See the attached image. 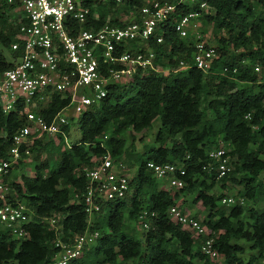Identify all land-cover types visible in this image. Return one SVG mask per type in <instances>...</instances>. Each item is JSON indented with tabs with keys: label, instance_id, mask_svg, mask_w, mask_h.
I'll return each instance as SVG.
<instances>
[{
	"label": "trees",
	"instance_id": "1",
	"mask_svg": "<svg viewBox=\"0 0 264 264\" xmlns=\"http://www.w3.org/2000/svg\"><path fill=\"white\" fill-rule=\"evenodd\" d=\"M145 2L130 0L117 6L86 0L90 15L85 27L137 21ZM209 4L213 10L202 13L201 19L213 25L221 53L209 72L198 68L187 73L139 71L125 84L109 85L107 96L79 115L81 139L71 146L66 145L62 133L56 135L58 143L50 138L43 144L46 135L34 142L35 174H23L19 181L13 176L10 179L15 198L34 212L27 227L30 238L18 245L0 224V264H48L52 260L58 251L57 233L42 218L59 214L68 235L87 230L89 215L82 199L87 178L82 169L95 166L106 153L115 159L127 157L137 166L130 180L131 192L127 198L104 206L106 211L91 225L102 235L70 264H214L201 253L192 233L171 220L169 209L180 195L162 188L147 166L150 161L185 164L187 184L181 190L198 192L195 201L209 208L203 222L216 237L215 246L225 264H264V206L257 205L264 201V0H209ZM14 7L0 0V46L9 51L8 57L0 48V72L14 67L22 54L12 49L21 27L7 15ZM194 8L183 5L161 23L156 34L164 37L163 43H157L155 37L146 40L159 59L163 54L168 57L162 67H177L180 59H190L194 41L181 39L175 23ZM120 11L126 20L117 16ZM256 65L261 66V72L255 70ZM70 102L69 93L54 92L39 114L50 123ZM206 109L212 111V117H207ZM157 117L161 118L158 145L137 152L135 133L152 128ZM25 124L26 116L20 110L5 113L0 106L1 159L8 158L13 136ZM63 130L69 134L70 125H64ZM128 131L132 133L130 145L124 137ZM221 142L227 145L235 169L218 181L207 166L209 151ZM42 152L47 156L43 158ZM230 182L242 186L239 194L253 203L250 207L221 204L226 195L214 190L217 186L227 188ZM15 198L13 194L10 201ZM144 210L155 216L150 228L138 237L128 222H140ZM240 240L250 242L256 254L244 258L245 249L237 243Z\"/></svg>",
	"mask_w": 264,
	"mask_h": 264
},
{
	"label": "built area",
	"instance_id": "2",
	"mask_svg": "<svg viewBox=\"0 0 264 264\" xmlns=\"http://www.w3.org/2000/svg\"><path fill=\"white\" fill-rule=\"evenodd\" d=\"M7 1L15 5L11 11L12 21L21 23L12 49L20 50L22 54L14 67L0 72V106L5 113L20 110L26 116V124L14 134L8 158H0V224L10 231L19 245L30 238L27 227L34 219V212L15 198L17 195L10 184L12 171L31 155L34 142L44 135L52 138L62 133L66 139L63 126L70 123V117L64 113L68 107H73L79 117L107 96L109 85L125 84L139 71L187 73L198 68L207 73L214 61L221 58V53L217 46L207 43L198 29L202 13L213 10L209 0H146L140 9L139 20L123 26L108 21L101 27L93 24L85 27L90 15L86 0ZM129 1L97 0L95 5L112 2L123 6ZM183 5L195 8L179 18L175 31L181 39H192L195 48L190 59H180L177 67H162V62L168 63V57L163 54L159 59L157 53L147 47L146 40L155 37L157 43H163L164 37L156 34L157 28ZM94 16L98 20V14ZM255 70L261 72V66L256 65ZM54 92L69 93L71 102L48 123L39 110L50 101ZM120 159L106 153L95 166L82 169L87 178L82 199L89 215V227L85 232L65 234L59 214L42 218L41 221L57 233L55 245L58 251L48 264H70L81 257L102 235L91 225L106 211L104 206L130 195L131 176L124 160ZM209 159L207 169L215 172L218 181L235 169L225 143L213 147ZM147 166L163 189L181 190L187 184L184 179L187 169L183 162L160 164L150 161ZM245 202L246 198L239 195L225 196L221 200V204L228 206L244 205ZM153 216L155 213L148 210L140 214L143 228H150ZM169 216L192 233L205 257L218 264L222 258L215 246L216 237L203 220L178 205L170 207Z\"/></svg>",
	"mask_w": 264,
	"mask_h": 264
},
{
	"label": "rangeland",
	"instance_id": "3",
	"mask_svg": "<svg viewBox=\"0 0 264 264\" xmlns=\"http://www.w3.org/2000/svg\"><path fill=\"white\" fill-rule=\"evenodd\" d=\"M11 11H12V9L8 11L7 15L10 17V20L12 21L13 15L11 14ZM117 16L121 17L123 19L127 18V16L121 11L117 13ZM198 29L202 31L203 36L206 39L208 44L213 45V46L218 45V43L216 41V36H215V34H216L215 29H214L212 24L201 19L200 20V26L198 27ZM0 48L2 49L4 54H6L9 57L8 49L3 48L2 46H0ZM242 86H243V84H242ZM205 107H206V104H205ZM206 112H207V117L213 116L212 111H210L209 109H206ZM64 113L68 117H70L69 118L70 119V123H69L70 133L66 134L65 143L67 146H71L73 142L81 139V130H80L79 125L77 123L78 113L75 111V109L73 107H68L64 111ZM160 127H161V118L157 117L153 122L152 128L144 130L140 133H135L134 144H135V148H136L137 152H141V151L143 152L145 147H147V146H157L158 145V143L156 141V134H157V131L159 130ZM124 137L127 139V144L130 145L131 139H132V133L130 131H128L124 134ZM52 138L54 139L55 143H58L59 139L56 137V135L52 136ZM49 139H50V137H48V136L43 138V144L48 143L47 141H49ZM222 143H224V142H222ZM41 154H42L43 158L47 156L46 152H42ZM121 159H123L124 160L123 162L126 164V169L128 170L127 173L131 176V178L134 177L136 175V172H137V166L133 163L132 160H129L127 157L121 158ZM24 162H25L24 163L25 165L23 164V165L16 166L14 169L15 171H13L12 176H14V179H16V181H19L23 174L24 175H34L35 174V165L37 164V162L33 160V155L31 154V156L28 157ZM47 172L48 171H46V173ZM241 189H242L241 185L230 182L227 184V188H225V187L221 188L220 186H217L214 191L224 193L226 196H231V195H236V196L239 195L240 196L239 191ZM171 191L177 192L180 195V198L177 200L176 205H178L180 208L184 209L187 213L191 212V214L196 215L201 220L206 218L207 215L209 214V208L203 206L201 202L197 203L195 201V197L197 196L198 192L189 193L187 191L175 190V189H171ZM74 199H75V197H73V200ZM252 204L253 203L251 201L246 199V202L244 205L246 208H248ZM257 205L259 207H263L264 201H262V200L258 201ZM226 207H228V206H226ZM244 219H246V221L249 220L248 213H246V215L244 216ZM128 223H129L130 231L134 232L138 237H142L143 232L145 231V228H143L142 224L140 222H138V223L128 222ZM237 243L242 245L245 249V252L243 253L244 258L248 259L250 255L256 254V251L251 248L250 242L245 241V240H240ZM136 263L137 262L135 261L131 264H136ZM217 263L218 264H225V262L222 259H220Z\"/></svg>",
	"mask_w": 264,
	"mask_h": 264
},
{
	"label": "crops",
	"instance_id": "4",
	"mask_svg": "<svg viewBox=\"0 0 264 264\" xmlns=\"http://www.w3.org/2000/svg\"><path fill=\"white\" fill-rule=\"evenodd\" d=\"M14 177V176H13ZM188 213H190L191 214V212H188ZM193 215V214H192Z\"/></svg>",
	"mask_w": 264,
	"mask_h": 264
}]
</instances>
